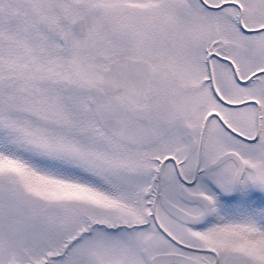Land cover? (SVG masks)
Returning <instances> with one entry per match:
<instances>
[{"label": "snow or ice", "instance_id": "snow-or-ice-1", "mask_svg": "<svg viewBox=\"0 0 264 264\" xmlns=\"http://www.w3.org/2000/svg\"><path fill=\"white\" fill-rule=\"evenodd\" d=\"M0 264H264V0H0Z\"/></svg>", "mask_w": 264, "mask_h": 264}]
</instances>
